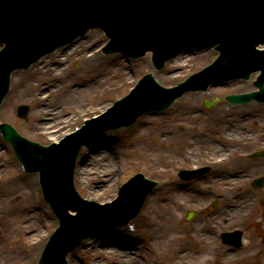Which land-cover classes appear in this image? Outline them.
Masks as SVG:
<instances>
[{
	"label": "water",
	"instance_id": "1",
	"mask_svg": "<svg viewBox=\"0 0 264 264\" xmlns=\"http://www.w3.org/2000/svg\"><path fill=\"white\" fill-rule=\"evenodd\" d=\"M92 27L103 29L106 36ZM106 37V53L121 51L137 57L150 50L157 68L174 54L162 69H156L151 53L137 59L104 54L101 48ZM66 43L29 68L13 71L10 90L0 105V121L42 144L60 142L84 119L112 105L142 74L150 72L160 84L173 86L215 54L213 49H181L214 46L219 53L213 63L172 88L160 86L151 74H145L114 107L87 121L60 144L43 146L20 136L8 124H0L25 169L39 170L44 196L59 218L38 264H66V254L88 233L133 218L155 186V181L136 174L112 202L99 204L81 198L84 194L77 189L73 168L85 141L105 130L130 125L145 111L166 108L187 90L247 78L256 70H260L254 81L258 91L227 98L234 103L252 98L264 101V48L258 47L264 46V0H0V101L13 69L25 68ZM23 103L29 105L25 118L16 114V107ZM27 110V105H21L18 113L23 116ZM106 132L88 142L101 139ZM208 169L181 170L179 175L190 179ZM72 173L80 196L73 188ZM260 183L257 179L256 184ZM69 208L77 214L70 215ZM223 240L240 245L236 232L223 233Z\"/></svg>",
	"mask_w": 264,
	"mask_h": 264
},
{
	"label": "rangeland",
	"instance_id": "2",
	"mask_svg": "<svg viewBox=\"0 0 264 264\" xmlns=\"http://www.w3.org/2000/svg\"><path fill=\"white\" fill-rule=\"evenodd\" d=\"M254 78L255 75L252 74L249 81L240 79L231 81L229 84L212 86L201 95L185 93L181 98H177L168 110L147 112L138 118L134 126L108 130L102 138L111 145V152L121 151L125 161L121 167L120 184L132 173L140 171L148 178L156 180L159 187L154 188L153 193L147 196L142 210L129 224L109 228L102 233H93L89 236L129 231L137 240L136 261L140 264H168L167 257L176 254L178 245L187 248L184 249V253L191 254L199 247H204L201 240L202 234L206 233L211 236L212 241L206 246L209 252L205 255L204 264H264V187L247 191L245 184L248 181L246 176L252 178L257 174H264V157L255 160L248 158L250 151L264 148V104L251 101L233 105L224 99L227 93L252 90ZM215 96L219 98L217 102L210 107L204 106V99L209 100ZM237 118L242 119L244 124L237 125L236 130H230V125L224 123L226 120ZM184 129L186 135L191 138L190 156L186 157L181 156L178 151ZM160 130L164 138H160ZM222 133L229 136L240 133L245 136L241 141L234 139L230 141L225 139ZM193 134L199 139L195 140ZM156 135L160 137L157 138ZM151 138L155 143H159L158 148L152 152L141 149L142 142H151ZM148 145L151 148L152 145L149 143ZM84 147L85 144L81 146L78 161L84 155ZM214 148H218L221 153L213 152ZM162 149L164 152L161 151ZM0 150V164L4 165L0 168V195L6 196L7 204L12 205L16 202L15 192L7 191L11 179L19 174L36 175V186L28 194L21 196L18 211H27L32 218L36 217L37 225L40 222L44 233L39 244L34 247H29L23 241L21 232L19 234L4 233L8 224L21 222L23 215L20 212L9 214V210L4 211L3 204H0V244L3 245L0 249V262L36 264L46 239L56 227L58 220L42 196L38 171L30 174L24 170L11 145L2 138L1 134ZM165 156L169 159L167 165L159 162ZM218 156H222L223 159L214 163L212 159ZM116 157H112L114 161ZM152 157L158 158L155 168L150 163ZM109 160L108 158L105 161L106 166ZM202 165H209L211 169L199 178L182 180L177 175L181 168H195ZM218 170H224V175H220ZM234 174L241 178L236 179L235 176L233 177ZM74 177L80 194L88 198L81 187L82 184L78 181L75 170ZM18 192L21 193V190ZM173 192L181 195L182 202L172 210L173 221L164 220L162 223H173L174 230L165 237L162 245L155 247L149 240L150 237L165 233L161 228L156 226L150 228L145 223L155 216L154 212L149 214V208L155 202H162L163 199L170 197ZM117 194L118 190L99 202L113 200ZM213 202L216 203L214 207L211 205ZM232 202H234L233 205H231ZM35 207L39 210H33ZM188 210H196L197 213L186 221L184 216ZM246 210L247 213L244 214ZM31 211H36V216ZM69 212L76 214L74 210ZM234 227H240L244 232L243 245L240 249L223 244L219 237L220 232ZM205 228H209V231ZM19 242L23 243L22 247L26 249V259L22 261L17 260L11 250L12 246ZM86 242L84 238L72 252L67 254V264H92L96 261L98 264H131L132 262L121 256L110 255L108 252L96 253L91 245L87 246ZM193 262V258L188 260V264H194Z\"/></svg>",
	"mask_w": 264,
	"mask_h": 264
},
{
	"label": "bare ground",
	"instance_id": "3",
	"mask_svg": "<svg viewBox=\"0 0 264 264\" xmlns=\"http://www.w3.org/2000/svg\"><path fill=\"white\" fill-rule=\"evenodd\" d=\"M195 95H200L199 92L195 93ZM233 119V120H226L224 123L226 125H230V130H236L237 125L244 124L242 122V119ZM182 130L183 134L180 138V147H179V153L181 156L186 157L190 156V150H189V143H190V136L186 135V132ZM150 132V131H149ZM148 132V133H149ZM161 133L160 138H164L162 135V130L159 131ZM158 135V133H157ZM156 135V136H157ZM195 140L199 139L198 136L194 135ZM222 136L227 140H236L241 141L242 137L245 136L244 134L241 135L235 134L233 136H229L225 133H222ZM157 136V138H159ZM107 139V138H106ZM153 138H151V142L148 141V143L151 146L149 147L148 143L142 142L141 149L147 150V151H153L155 148H158L159 143H155L152 141ZM110 144L106 142L103 138L99 140H93L90 142H87L84 147V155L83 157L78 161L77 166L75 167V174L78 175V181L82 184L81 187L89 199L100 201L106 198L107 195L110 193H115L121 183L120 173H121V167L125 164L123 154L121 151H115L111 152L110 150ZM113 150V148H112ZM161 151L164 152L162 149ZM213 152L221 153L218 148H214ZM114 153V154H113ZM1 154V150H0ZM117 155V157H116ZM116 157V160L112 157ZM162 157V156H160ZM110 159L108 161V165H105V161ZM223 158L222 156L214 157L212 161L214 163H217L221 161ZM158 158L150 159V163L155 168L158 164ZM159 162L162 164H168L169 159L165 156L163 159H160ZM4 167L3 164H0V168ZM218 173L220 175H224V170H218ZM231 173V172H229ZM218 174V175H219ZM236 176L235 174L233 177ZM36 175H17L11 179V184L7 187L8 192H15L14 199L16 202H14L12 205L7 204L6 202V196L3 194L0 195V204H3L4 211L9 210V214L20 212L18 211V206L21 204V196L28 194L31 192L35 186ZM230 178V177H229ZM224 179H227L224 177ZM21 190V193L18 191ZM201 191V190H200ZM194 193V192H193ZM181 195L177 192H173L170 197L163 199L162 202H155L150 208H149V214L154 212L155 216L153 219H148L145 223L150 226H156V228H161L162 232L165 233L163 235H154L150 237V241L153 242L155 247H158L159 245H162V242L165 241V237H168L174 230L173 223H162V221H173V218L171 216L172 210L175 206H179L181 204ZM245 203V202H244ZM234 202H232L231 205H233ZM236 205V204H235ZM33 210H39L38 207H35ZM242 210V208H241ZM32 212V211H31ZM29 213V212H28ZM27 211L20 212L21 215H23V218L21 216V222H14L13 225L8 224L7 228L5 229L4 233H13V234H19L22 233L23 241H25L26 244H28L29 247H34L39 244L41 238L44 236L42 227L40 222L37 225L38 220L36 217H31L30 214H28ZM34 216H36L37 212H32ZM11 226V227H10ZM209 229V228H205ZM209 231V230H208ZM209 234V232H208ZM5 239V237H3ZM86 244L87 246H92L93 251L96 253H109L110 255L115 256H121L123 258H126L127 260L132 261L131 264H140L139 261H136V258L138 257V254L135 251V247L137 246V240L134 237V234L124 230L123 232L116 234H110V235H88L86 237ZM212 241L211 236L206 235V233L202 234V240L201 244L204 247H199L196 249L192 254L191 253H184V249H187L184 246H177L176 254H171L167 257L168 264H188L189 259H194V264H204L205 262V255L209 252L207 249V244ZM23 243L19 242L12 246V251L14 253V257L17 258V260L22 261L26 259V252L25 248L22 247ZM3 245L0 244V249ZM5 254V253H2ZM5 256V255H3ZM173 259V261H172ZM219 260V259H217ZM0 264H4L1 263ZM92 264H98V262H92ZM130 264V263H129Z\"/></svg>",
	"mask_w": 264,
	"mask_h": 264
},
{
	"label": "flooded vegetation",
	"instance_id": "4",
	"mask_svg": "<svg viewBox=\"0 0 264 264\" xmlns=\"http://www.w3.org/2000/svg\"><path fill=\"white\" fill-rule=\"evenodd\" d=\"M237 179H239V178H237ZM250 181H251V180L248 179V181L245 182V184H246L248 190H249V187H251V183H250Z\"/></svg>",
	"mask_w": 264,
	"mask_h": 264
}]
</instances>
